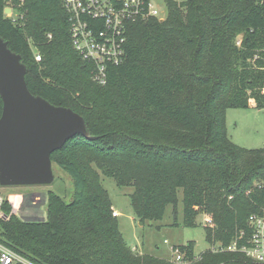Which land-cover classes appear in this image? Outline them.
<instances>
[{"label": "trees", "instance_id": "obj_1", "mask_svg": "<svg viewBox=\"0 0 264 264\" xmlns=\"http://www.w3.org/2000/svg\"><path fill=\"white\" fill-rule=\"evenodd\" d=\"M0 38L20 56L30 94L72 110L88 132L50 155L71 201L48 192L46 220L30 223L4 199L1 244L35 264H178L126 245L102 175L132 188L141 225L175 207L179 189L183 226L208 218L209 249L173 247L184 264H264L211 250L264 205V146L234 145L225 125L228 109L264 108V0H168L164 20L128 26L125 58L107 66L104 85L73 49L61 0H0Z\"/></svg>", "mask_w": 264, "mask_h": 264}, {"label": "rangeland", "instance_id": "obj_2", "mask_svg": "<svg viewBox=\"0 0 264 264\" xmlns=\"http://www.w3.org/2000/svg\"><path fill=\"white\" fill-rule=\"evenodd\" d=\"M225 125L228 140L234 145L245 149H259L264 146V108L228 109ZM52 171L54 179L50 185L0 187V198L8 200L12 213L19 220L44 222L48 192L58 195L66 203L71 201L73 188L69 177L56 166L52 167ZM100 182L110 198L119 232L126 245L135 249L134 253L174 261L173 247L183 246L189 241L194 243L195 256L210 248L205 238V215L196 217V227L183 226L181 189L177 192L176 206L168 205L161 220L146 221L141 225L135 218L130 203L132 188L119 187L112 178L102 175Z\"/></svg>", "mask_w": 264, "mask_h": 264}, {"label": "water", "instance_id": "obj_3", "mask_svg": "<svg viewBox=\"0 0 264 264\" xmlns=\"http://www.w3.org/2000/svg\"><path fill=\"white\" fill-rule=\"evenodd\" d=\"M25 72L0 38V187L50 185V155L76 135L88 137L81 116L30 94Z\"/></svg>", "mask_w": 264, "mask_h": 264}, {"label": "built area", "instance_id": "obj_4", "mask_svg": "<svg viewBox=\"0 0 264 264\" xmlns=\"http://www.w3.org/2000/svg\"><path fill=\"white\" fill-rule=\"evenodd\" d=\"M61 4L67 15L73 49L93 66L92 80L100 85L106 83L107 66H119L125 58L128 26L149 19L162 21L168 10V0H61ZM9 13L11 15L7 14V17L14 16L11 9ZM35 59L40 61L38 56ZM257 189L264 196V183H259ZM2 202L0 198V205ZM206 223H209L207 217ZM131 250L134 252L135 249ZM211 250L242 253L255 263H264V205L248 217L245 231L241 230L227 246L214 245ZM173 253L174 262H186L178 249ZM0 264L35 263L0 243Z\"/></svg>", "mask_w": 264, "mask_h": 264}, {"label": "crops", "instance_id": "obj_5", "mask_svg": "<svg viewBox=\"0 0 264 264\" xmlns=\"http://www.w3.org/2000/svg\"><path fill=\"white\" fill-rule=\"evenodd\" d=\"M118 217H119V216H118ZM118 217H117V218H118Z\"/></svg>", "mask_w": 264, "mask_h": 264}]
</instances>
